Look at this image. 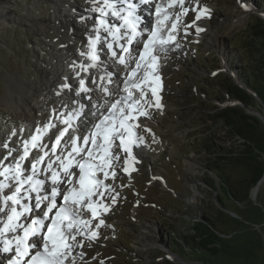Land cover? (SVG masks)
<instances>
[{"label": "rangeland", "instance_id": "1", "mask_svg": "<svg viewBox=\"0 0 264 264\" xmlns=\"http://www.w3.org/2000/svg\"><path fill=\"white\" fill-rule=\"evenodd\" d=\"M34 1L17 0L10 5L8 8L16 22L0 27V96L10 87L11 76L32 81L39 65L36 54L43 57L40 41L29 20L43 15V11H47L44 10L46 3L36 1L39 9L35 11L31 7ZM201 1L205 5L208 3L211 9L207 31L197 39L198 35L179 29L175 38V45H179L176 51L165 52L164 59L159 62V72L164 77L161 103L165 108L162 112L156 111L153 119L162 127L160 130L165 131L152 126L154 136H151L139 127L140 134L150 140L152 155L149 157L148 151L145 152L140 158L139 169L129 174L132 177L129 180L119 167V161L126 154L112 145L110 156L118 158L111 160L113 166L108 172L113 171V175L107 178L108 187L115 190L123 185L125 189L117 204H112L111 191L104 192L113 210L97 231L94 224L88 225L97 232L95 239L82 233L76 236L81 245L72 252L76 264H264L262 179L255 188L249 189L246 197L245 169L234 170L238 165L232 163L231 167H225L232 173V186L229 175L217 172L221 187L212 190L206 183L207 178L217 182L219 179L214 173H207L205 163L209 156L202 147L208 139L216 145L241 150L244 140L231 131L222 130L207 119L206 114L216 109L221 85L233 81L245 63L244 40L249 39L250 25L258 22L257 17L261 18L258 14L264 18L260 7L264 0ZM190 7L189 4L183 16L188 20H192L193 15ZM178 8L171 9L170 16L184 11ZM242 11L244 18L239 17ZM261 97L256 100L264 104V93ZM136 98L144 103L150 100L141 92ZM263 104L248 107L263 112ZM17 119L0 107V132L5 131V136L9 130L14 132L16 122L20 121ZM256 128L257 139L264 131L261 120ZM263 152L257 149L255 154ZM230 190L236 193L235 198L231 197ZM203 217L209 220L212 228ZM202 234L214 241L215 254L194 247ZM184 237L195 238V241L187 239V243ZM74 251L77 252L74 254ZM87 252V256H83Z\"/></svg>", "mask_w": 264, "mask_h": 264}, {"label": "snow or ice", "instance_id": "2", "mask_svg": "<svg viewBox=\"0 0 264 264\" xmlns=\"http://www.w3.org/2000/svg\"><path fill=\"white\" fill-rule=\"evenodd\" d=\"M179 2L183 7V0ZM92 3L94 5L92 11L98 13L97 26L94 29L95 35L88 40L87 51L81 53L90 63L71 65L74 71L80 69L76 71V76L79 78L76 95L80 96L83 93L87 96L91 92L86 86L85 79L81 78V72L96 68L101 63L100 56L103 49L98 47L101 41L107 44V49L118 58L120 64L134 62L135 66L131 67L124 82L126 95L116 99L107 109V113L100 115L94 125V129L98 131L94 130L82 137L72 136L70 129L75 130L73 120L83 113L84 105L81 104L78 109L67 113H59V117H65L61 121L65 127L55 135L52 155H55L56 146L61 144L62 138L68 134L71 139V151L66 156L61 154L57 156L56 161H53L48 152L39 156L31 152V149L42 150L46 147L42 143L44 136L49 129L56 128V124L50 120L43 128L36 129L30 141H23V153L15 158L13 163L3 162L12 156L13 150H9L8 157L0 160V254H6L5 259L0 260V264H66V262L75 264L72 252L74 248L81 246L77 243L76 236L83 230L90 232L91 239L97 237V232L88 228L91 220L81 218V210L87 209L93 217H97L109 209L108 205L96 199L103 197L102 188L111 191L102 180L98 179L96 171H103L107 177L108 172L105 169L108 168L109 162L118 158L109 155L113 141L119 139V147L126 154L125 165L129 163L128 158L132 162H138L132 149L133 146H141L144 138L134 133L133 129L139 127L135 123L138 116H148V113L129 89L140 88L141 83L148 80L150 73L153 74L157 85L159 84V77L155 76L159 59L157 53L166 50V46L175 40L176 24H172V31L167 35H165L167 29L158 27L150 30L143 39L142 50L133 55L132 45L145 36L141 29V18L137 15L135 0H115V2L92 0ZM187 11L188 9L184 8V12ZM210 11L207 6L201 8L197 5L196 20H200L202 16L207 18ZM156 12L159 21L161 9L157 7ZM194 25L195 21L186 27ZM195 26L197 33L204 31L198 25ZM101 30L107 35L102 37ZM117 44L120 48L119 54L115 49ZM105 78L108 83L112 82L110 74L101 77V80ZM64 90L72 91L73 85L62 83L57 95ZM101 90L110 95L106 85L101 84ZM141 94L143 95L142 88ZM151 94L155 101L150 106L161 108L156 87L151 89ZM146 131L151 132V129ZM78 140H82L84 146L94 147L89 149L79 146ZM30 156L34 158L30 159ZM26 161L30 164V171ZM41 165L44 166L40 167ZM124 171H128L127 166ZM41 173L48 174L50 185H46L45 179L38 178ZM112 200L115 203L116 195H113ZM104 223V219L100 218L99 223L94 227L99 228Z\"/></svg>", "mask_w": 264, "mask_h": 264}, {"label": "bare ground", "instance_id": "3", "mask_svg": "<svg viewBox=\"0 0 264 264\" xmlns=\"http://www.w3.org/2000/svg\"><path fill=\"white\" fill-rule=\"evenodd\" d=\"M36 1L38 3L40 1L45 2L46 5L44 10L49 12L48 16H46L47 11H43V15H38L36 17L33 16V18L29 20L34 29L35 35L40 41L39 47L44 51L42 52L43 57H39V55L33 51L36 54V59L39 61L38 67L36 66V73L35 75L33 74L34 79L30 81V79H21L19 76H11V79H9L10 81H8L9 83L11 82V85L9 84L10 87H7V91L0 96V107L20 120L19 122L14 120L16 122L15 134H12L10 130L7 131L6 136L3 134L5 131L0 132V160H3L4 157V145H7L9 149L13 150L12 156L9 157L8 160L3 161L5 164L13 163L15 158H18V156L23 153V141H30L31 136L36 132V129L38 127L43 128V126L48 124L50 120L56 124V128L49 129L47 135L44 136L42 143L46 145V147L42 150L31 149V152L36 156L48 152L53 161H56L57 156H60L61 154L66 156L67 153L71 151V139L68 134L62 138L61 144L56 146L55 155H52V145L55 144V135H58L59 130L65 127L61 122L65 117H59V113H67L73 109H78L81 104L84 105L83 113L77 119L73 120L75 130L72 131L70 129V132L74 137L88 135L90 132L96 130L94 129V125L98 122L97 118L99 115L102 113L106 114L107 109L111 107V104L115 102L116 99L126 95L124 92V82L131 67L135 66L133 61H129L128 64H120L117 57L106 53L104 49L107 48V44L104 41H101V44L98 45V47L103 49L100 56L101 63L96 68H89L81 72V78L85 79L86 86L91 89V92L88 93L87 96L83 93H81L80 96H77L76 89L79 87V78L76 76V71H80V69L77 68L76 71H74L71 65L74 63L76 65L90 63V61H87L86 57L81 53L87 51L88 40L95 35L94 29L97 26L96 17L98 16V13L92 11L94 7L92 0ZM36 1L31 4L32 9L35 11L39 9ZM15 2H17V0H0V27H6L16 22L8 8ZM165 3L172 4L173 2L171 0H165ZM189 4L191 5L190 9L195 10V12L197 11V5H200V7L207 6L201 0L183 1L184 6L187 7ZM158 5H160L159 1H157L155 8ZM155 8H150L147 11L150 12L151 18L145 16V19L143 20L145 26L147 25L146 28H143L146 32H149L152 27H154V29L158 27L164 29L163 27L165 26V29L168 30L165 32V35H167L168 32L172 31L171 21L173 18L177 21L175 32L179 29H184L187 31L186 33H191L193 35L196 31L195 25H198L200 28L204 29V31L198 33L202 34L206 32L210 25L209 17L196 20L195 13L192 20L183 19V14L179 12L176 17H171L167 23L165 19L161 20V18H159L158 21V14ZM35 13L36 12H34V14ZM162 13L163 12L160 13L159 17L162 16ZM165 13L167 14V10ZM82 17L86 19L82 20ZM177 17L179 18L177 19ZM239 17L244 18L243 11L239 14ZM193 21H195L194 26L186 27L192 25ZM100 35L103 37L107 34L101 30ZM144 38H146V35L141 37L138 42H134V45L132 46L134 50L133 55L136 54L138 48H143ZM110 39L111 37H109V40ZM117 45H115V49L119 54ZM175 46V41L168 44L166 50H161L159 52L161 58L164 59V56L166 55L165 52L172 54L173 50L177 48V46ZM108 74L111 75V83H108L107 78L101 80V77H107ZM66 77L67 80H65ZM23 81L25 82L23 83ZM65 82L73 85V90H64L57 95V92L60 90V85ZM101 84L108 87L110 95L105 94L101 90ZM132 90L133 89H129V91ZM152 99V104H154L155 99ZM143 109L148 113V116H143L140 123V118H138L136 123L142 124L147 129H150L149 127L151 126H156V128L160 130L162 127L160 128L159 125L155 124V120L151 117V111L148 112L144 107ZM150 109L158 108L150 106ZM158 110L161 111L162 107ZM79 118L82 120L81 124L79 123ZM77 143L82 147H94L92 145L84 146L82 140H78ZM149 148L150 143L145 139L141 146H133L132 151L136 156V160L143 158L145 152H147ZM147 155L149 157L151 156L149 153ZM32 158L34 157L30 156V159ZM45 159L47 161V157ZM125 159L126 156H124V159L122 160L121 169L125 166ZM128 159L130 160V158ZM25 163L30 171V164H28L27 161ZM73 163H75V161H73ZM43 166L44 165H41L40 167ZM47 175V173H41L38 178L45 179L46 185H50V180L47 179ZM98 179L102 181L106 180L105 178ZM261 183H264V175ZM81 212L82 219L91 221L94 219L89 211L87 212L85 209H82ZM104 213L105 212H102L101 216H103ZM75 252L76 251H74V253ZM3 255L4 254H0V259Z\"/></svg>", "mask_w": 264, "mask_h": 264}, {"label": "trees", "instance_id": "4", "mask_svg": "<svg viewBox=\"0 0 264 264\" xmlns=\"http://www.w3.org/2000/svg\"><path fill=\"white\" fill-rule=\"evenodd\" d=\"M260 7L264 12V5H260ZM257 18L259 19L257 20L258 22L250 25L248 28L250 30L249 32L247 31L249 39L246 37L244 47H242L246 53V58H244L245 63L243 62L239 73L236 74L241 84L249 90L238 85L235 79L231 82L228 80L226 84L221 85V95L216 99V109L212 114H206V118L211 120L215 125H219L222 130L225 129L226 132L231 131L233 135H237L244 140L241 143V150L239 151L236 147L228 145H216L208 139L202 145L205 154L209 156L205 163L207 173H214L219 179V182H217L214 178L208 177L206 180L207 185L212 190L219 189L221 187L220 177L217 172H220L226 175V177L229 175V185L232 186L230 182L232 173L225 167H231L230 164L234 163L238 165L233 167L234 170L237 169L241 172V169H245L246 175L244 176L246 178L243 177V181L247 185L245 190L246 197L248 196L249 189L255 186L264 171V159L260 157L264 156V154H255L257 149L259 152L264 151V131L260 132L261 137L255 138L257 132L256 123L260 120L243 109V105L253 106V108L255 106L261 107L258 100L249 91H254L259 97L264 93V20L259 17ZM231 102L236 104H230ZM259 138L262 140L259 141ZM230 195L232 198L237 196L232 190H230ZM203 218L211 227L209 220L206 217ZM184 239L187 242V239L194 240L195 238L184 237ZM194 247L206 250L211 254L217 252V246L214 244V241L203 234ZM171 252L174 253L173 251Z\"/></svg>", "mask_w": 264, "mask_h": 264}, {"label": "water", "instance_id": "5", "mask_svg": "<svg viewBox=\"0 0 264 264\" xmlns=\"http://www.w3.org/2000/svg\"><path fill=\"white\" fill-rule=\"evenodd\" d=\"M230 74L232 75V72H231V71H230ZM233 79H235V81H236V83H237L238 85H240L241 87H243V88L249 90L247 87H245V86H243V85L241 84V82L239 81V79H238L237 76H235V78H233ZM249 92H250V93H251L256 99L260 100V99H259V96H257L256 93H255L254 91L251 90V91H249ZM259 103H260L261 105L263 104V103H261V101H259ZM230 104H236V103L231 102ZM262 108H263V112H260L259 110H253V108L243 105V109H244L246 112H248L249 114H250V113H251V114L253 113L254 116L259 117L260 120L262 121L263 125H264V104H263ZM263 175H264V171H263V174H262L260 180L262 179ZM260 180H259V181H260ZM259 181L255 184L254 188L257 186V184L259 183Z\"/></svg>", "mask_w": 264, "mask_h": 264}]
</instances>
